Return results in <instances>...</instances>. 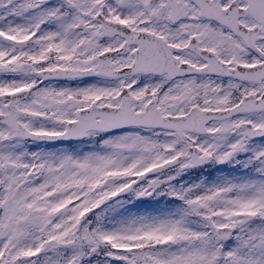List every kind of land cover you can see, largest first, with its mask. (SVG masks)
I'll list each match as a JSON object with an SVG mask.
<instances>
[{
  "label": "snow or ice",
  "instance_id": "1",
  "mask_svg": "<svg viewBox=\"0 0 264 264\" xmlns=\"http://www.w3.org/2000/svg\"><path fill=\"white\" fill-rule=\"evenodd\" d=\"M0 264H264V0H0Z\"/></svg>",
  "mask_w": 264,
  "mask_h": 264
},
{
  "label": "rangeland",
  "instance_id": "2",
  "mask_svg": "<svg viewBox=\"0 0 264 264\" xmlns=\"http://www.w3.org/2000/svg\"><path fill=\"white\" fill-rule=\"evenodd\" d=\"M230 170L231 169H229V167L226 168L224 165L212 166L211 169H210V171L212 172V175L210 177L212 178L214 175L217 174L218 171H230ZM211 178H209V179H211Z\"/></svg>",
  "mask_w": 264,
  "mask_h": 264
},
{
  "label": "flooded vegetation",
  "instance_id": "3",
  "mask_svg": "<svg viewBox=\"0 0 264 264\" xmlns=\"http://www.w3.org/2000/svg\"><path fill=\"white\" fill-rule=\"evenodd\" d=\"M41 147H51V144H44V145H40Z\"/></svg>",
  "mask_w": 264,
  "mask_h": 264
}]
</instances>
